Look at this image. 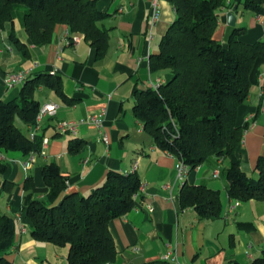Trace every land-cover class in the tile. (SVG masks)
I'll return each instance as SVG.
<instances>
[{"label":"crops","instance_id":"0c3cea01","mask_svg":"<svg viewBox=\"0 0 264 264\" xmlns=\"http://www.w3.org/2000/svg\"><path fill=\"white\" fill-rule=\"evenodd\" d=\"M151 5L152 0L96 1L99 10L109 13L104 20L109 28L108 45L101 58L81 35H76L77 41L69 37L65 25L56 26L49 44L33 45L18 8L14 13L16 39L9 37L7 24L0 29V100L18 96L23 82L7 87L5 75L19 70H30L27 78L37 72L58 74L65 94L63 99L44 86L35 91L40 104L53 101L57 109L54 115L44 116L38 126L21 122L28 134L35 130L48 139L45 153L36 154L27 170L22 164L28 154L0 152L5 164L0 172V213L17 220L8 255L13 264H65L67 248L34 240L31 222L23 212L28 197L45 201L48 187L41 170L49 162L58 164L67 176L66 191L80 194L100 183L109 169L130 171L136 162L141 197L125 215L109 222L118 250L113 264H161L165 254L176 264L247 263L264 249V200L239 201L231 213H226L235 201L228 197L227 180L221 173L228 165L227 158H208L180 178L179 160L158 148L131 113L134 88H146L170 77L166 70L150 71L149 55L158 51L160 38L174 18L173 7L169 0H157L158 16L152 22ZM227 11H217L214 38L220 41ZM233 12L236 26L245 27L243 41H264V16L254 15L241 5ZM249 80L250 91L238 107L236 123L247 126L240 145L241 168L255 176L256 161L264 155V57L255 60ZM100 110L107 141L99 139L91 123L79 124L75 133L56 131L58 121H78ZM72 139L83 142L69 150ZM28 177L34 184L26 190L23 185ZM184 182L218 189L222 217L200 219L193 208L182 209L179 190ZM240 222H250L253 227L241 228Z\"/></svg>","mask_w":264,"mask_h":264},{"label":"trees","instance_id":"16d2710c","mask_svg":"<svg viewBox=\"0 0 264 264\" xmlns=\"http://www.w3.org/2000/svg\"><path fill=\"white\" fill-rule=\"evenodd\" d=\"M97 0H0V29L9 26L14 34V13L23 6V28L35 46L51 42L57 25L67 26L69 37L81 35L95 51L105 55L109 28L107 11L99 10ZM174 18L162 34L158 51L149 55L151 72L166 70L170 77L156 88L133 89L131 113L161 150L175 156L187 171L208 158L226 157L221 173L227 180L232 200H264V155L255 164V176L241 168L240 145L247 126L236 123L237 110L247 98L249 76L255 60L264 57V41L245 42V27H235L223 47L214 38L218 9L237 11L238 5L254 15L264 16V0H169ZM237 6L234 8V6ZM44 86L65 99L61 77L37 72L23 82L19 94L0 100V152L39 153L43 134L32 136L16 125V120L34 124L40 107L35 91ZM73 142H78L77 144ZM83 140L72 139L74 150ZM5 164L0 159V172ZM48 187L46 199L28 197L23 212L31 222L30 235L36 241L66 247L65 264H113L118 254L109 222L125 215L141 197V180L135 171L109 169L104 179L88 193L67 192V176L58 164L42 167ZM28 177L24 189L33 186ZM182 209L193 208L200 219L222 217L218 189L205 184L183 183L179 190ZM16 218L0 213V264H13L8 255L14 245ZM241 228H252L240 222ZM161 264H176L159 261ZM264 264V249L247 263Z\"/></svg>","mask_w":264,"mask_h":264},{"label":"built area","instance_id":"2783aa9c","mask_svg":"<svg viewBox=\"0 0 264 264\" xmlns=\"http://www.w3.org/2000/svg\"><path fill=\"white\" fill-rule=\"evenodd\" d=\"M152 12H151V19L152 22H154L157 19L158 13H157V0H152ZM74 41H77V37H73ZM30 70H19L16 72H9L6 73L5 75V84L7 87H11L15 84H20L25 81L27 78V75ZM159 80L155 83L152 84L151 86L156 88ZM57 109V104L53 101H47L44 102L40 105L39 110L37 111L34 119V124L38 126V124L41 122L42 118L46 115L51 116L54 115ZM102 115H103V110H100L97 114H91L88 115L85 119H81L78 121H73V120H61L58 121L55 125L56 131L58 133L64 134L67 132H73L75 133L77 126L79 124H85V123H91L95 126L97 129V132L99 134V139L103 141H107V136L102 130ZM247 131V129L244 130V133ZM35 133V130L30 132V136H32ZM48 139L43 138L42 143H41V149L39 153L35 152H30L28 153V158L25 162H23V168L27 170L31 163L34 160V157L36 154H44V148L47 145ZM137 167L136 162L133 163L132 167L130 168V171H135ZM177 170L179 173V177L182 178L184 174L187 172V167L179 161L177 165ZM239 201L235 200L232 204H230L227 208L226 213H231L233 209L235 208L236 205H238ZM21 231L24 232V228H21ZM161 261H168V255H162L160 258Z\"/></svg>","mask_w":264,"mask_h":264},{"label":"water","instance_id":"95a60500","mask_svg":"<svg viewBox=\"0 0 264 264\" xmlns=\"http://www.w3.org/2000/svg\"><path fill=\"white\" fill-rule=\"evenodd\" d=\"M237 6L235 5L234 8ZM236 27V12L231 10L227 11L226 13V25L224 28V33L222 37V45L226 47L227 41L229 40L230 36L232 35L234 29Z\"/></svg>","mask_w":264,"mask_h":264},{"label":"rangeland","instance_id":"374dc122","mask_svg":"<svg viewBox=\"0 0 264 264\" xmlns=\"http://www.w3.org/2000/svg\"><path fill=\"white\" fill-rule=\"evenodd\" d=\"M18 9H20L22 12H23V10L25 9L23 6H19L18 7ZM23 13H21V16H20V19L21 20H23V15H22ZM18 19H19V17L17 18H15V20H16V22L18 21ZM16 125L19 127V128H21L22 130H24L25 131V127H24V125L19 121V120H16Z\"/></svg>","mask_w":264,"mask_h":264}]
</instances>
